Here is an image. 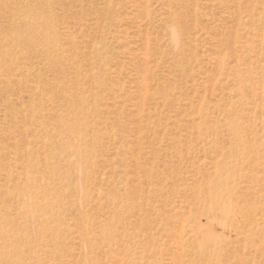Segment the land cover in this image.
<instances>
[{"label":"rangeland","instance_id":"obj_1","mask_svg":"<svg viewBox=\"0 0 264 264\" xmlns=\"http://www.w3.org/2000/svg\"><path fill=\"white\" fill-rule=\"evenodd\" d=\"M0 264H264V0H0Z\"/></svg>","mask_w":264,"mask_h":264}]
</instances>
